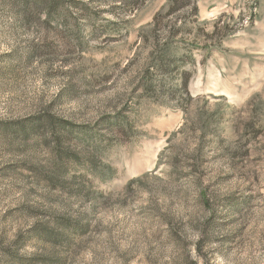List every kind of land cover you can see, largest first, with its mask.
Masks as SVG:
<instances>
[{"label": "rangeland", "instance_id": "rangeland-1", "mask_svg": "<svg viewBox=\"0 0 264 264\" xmlns=\"http://www.w3.org/2000/svg\"><path fill=\"white\" fill-rule=\"evenodd\" d=\"M0 264H264V0H0Z\"/></svg>", "mask_w": 264, "mask_h": 264}]
</instances>
